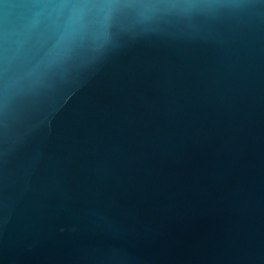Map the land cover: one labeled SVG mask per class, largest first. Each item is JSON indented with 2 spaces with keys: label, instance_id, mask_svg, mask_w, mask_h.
I'll use <instances>...</instances> for the list:
<instances>
[{
  "label": "water",
  "instance_id": "1",
  "mask_svg": "<svg viewBox=\"0 0 264 264\" xmlns=\"http://www.w3.org/2000/svg\"><path fill=\"white\" fill-rule=\"evenodd\" d=\"M45 2L0 0V264H264V0Z\"/></svg>",
  "mask_w": 264,
  "mask_h": 264
},
{
  "label": "clouds",
  "instance_id": "2",
  "mask_svg": "<svg viewBox=\"0 0 264 264\" xmlns=\"http://www.w3.org/2000/svg\"><path fill=\"white\" fill-rule=\"evenodd\" d=\"M141 8L153 11H165L177 7H187L188 5H180L171 0H148V2L138 5ZM36 11L33 14V24H38L43 16L52 14H61L67 12L64 19L62 29L69 41H75L83 37L87 31L85 16L92 7L87 0H57V2H45L33 5Z\"/></svg>",
  "mask_w": 264,
  "mask_h": 264
}]
</instances>
